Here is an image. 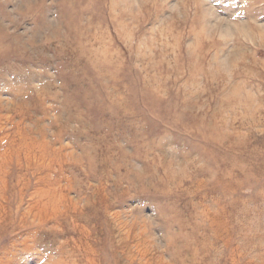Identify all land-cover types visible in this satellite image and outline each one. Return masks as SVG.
<instances>
[{"label": "rangeland", "instance_id": "1", "mask_svg": "<svg viewBox=\"0 0 264 264\" xmlns=\"http://www.w3.org/2000/svg\"><path fill=\"white\" fill-rule=\"evenodd\" d=\"M0 264H264V0H0Z\"/></svg>", "mask_w": 264, "mask_h": 264}]
</instances>
